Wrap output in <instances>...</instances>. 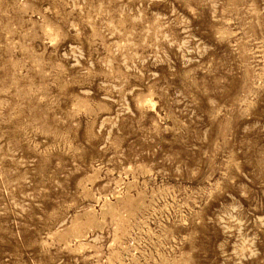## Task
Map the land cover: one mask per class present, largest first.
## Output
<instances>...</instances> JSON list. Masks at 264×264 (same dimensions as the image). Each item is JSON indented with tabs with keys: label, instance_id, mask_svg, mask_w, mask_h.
Listing matches in <instances>:
<instances>
[{
	"label": "rangeland",
	"instance_id": "1",
	"mask_svg": "<svg viewBox=\"0 0 264 264\" xmlns=\"http://www.w3.org/2000/svg\"><path fill=\"white\" fill-rule=\"evenodd\" d=\"M0 264H264V0H0Z\"/></svg>",
	"mask_w": 264,
	"mask_h": 264
}]
</instances>
